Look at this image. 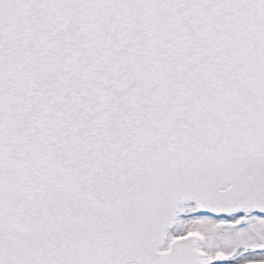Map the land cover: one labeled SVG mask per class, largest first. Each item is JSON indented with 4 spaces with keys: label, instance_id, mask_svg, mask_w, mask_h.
I'll use <instances>...</instances> for the list:
<instances>
[{
    "label": "snow or ice",
    "instance_id": "obj_1",
    "mask_svg": "<svg viewBox=\"0 0 264 264\" xmlns=\"http://www.w3.org/2000/svg\"><path fill=\"white\" fill-rule=\"evenodd\" d=\"M0 264H264V0H0Z\"/></svg>",
    "mask_w": 264,
    "mask_h": 264
}]
</instances>
